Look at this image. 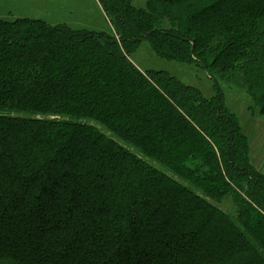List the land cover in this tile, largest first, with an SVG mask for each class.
<instances>
[{"label": "trees", "instance_id": "trees-1", "mask_svg": "<svg viewBox=\"0 0 264 264\" xmlns=\"http://www.w3.org/2000/svg\"><path fill=\"white\" fill-rule=\"evenodd\" d=\"M104 1L121 41L0 12V264H264V175L225 93L133 61L245 67L264 0ZM230 233L240 257L206 253Z\"/></svg>", "mask_w": 264, "mask_h": 264}, {"label": "rangeland", "instance_id": "rangeland-1", "mask_svg": "<svg viewBox=\"0 0 264 264\" xmlns=\"http://www.w3.org/2000/svg\"><path fill=\"white\" fill-rule=\"evenodd\" d=\"M146 1L132 0L130 3L135 7L145 8ZM104 4V0H0V12L7 15L12 9L13 16L8 17L7 15L6 18L17 19L23 15H30L33 20L60 21L74 28L80 27L97 32H107L121 41L122 36L118 31L119 28L109 18L110 16L107 14L109 12ZM253 33L254 44L256 43L253 47V55H249L248 59L245 60V67L233 71H224L216 66L211 68L208 66L207 70H204L198 65L161 59L156 56L152 47L145 43H142L138 49L133 50V61L142 72L152 69L170 73L180 79L183 84H190V86L198 88L204 97L208 99L215 95L216 89L222 90L225 93L224 98L227 107L237 116L241 130L249 138L252 164L255 167L258 165L264 172V77H262L264 75V20L255 22ZM201 55L204 56L203 58H207V60H203H206L208 65L216 58V55L207 57L206 51L202 52ZM257 56H260V58L256 59ZM210 74L214 78L213 80L209 76ZM228 206L226 204L223 207L228 210ZM231 214L234 215L232 211ZM199 220L194 218L193 221H186V224L191 228ZM178 221L185 223L183 218ZM170 232L174 233V230H170ZM209 235L212 239L214 238L215 242L220 240L219 236H223L222 234L211 233L206 237H209ZM231 235L230 233L231 244L229 247L216 244L217 249L213 246L207 247L206 253L208 252L211 257L215 255L223 258L240 257L239 255L244 252L246 245ZM188 236L189 248L192 244V246H196L193 243L195 241L193 233ZM194 252L200 254V259L204 258L205 251L200 253L196 250ZM213 258L204 260L209 261Z\"/></svg>", "mask_w": 264, "mask_h": 264}, {"label": "crops", "instance_id": "crops-1", "mask_svg": "<svg viewBox=\"0 0 264 264\" xmlns=\"http://www.w3.org/2000/svg\"><path fill=\"white\" fill-rule=\"evenodd\" d=\"M252 160V159H251ZM256 168L260 171V172H262L263 174H264V172L262 171L263 169L261 168V167H259L258 165H256Z\"/></svg>", "mask_w": 264, "mask_h": 264}]
</instances>
